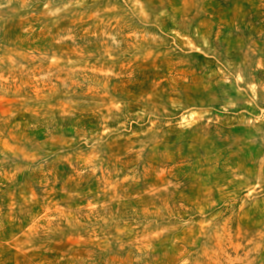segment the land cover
Masks as SVG:
<instances>
[{"label": "rangeland", "instance_id": "1", "mask_svg": "<svg viewBox=\"0 0 264 264\" xmlns=\"http://www.w3.org/2000/svg\"><path fill=\"white\" fill-rule=\"evenodd\" d=\"M0 264H264V0H0Z\"/></svg>", "mask_w": 264, "mask_h": 264}]
</instances>
